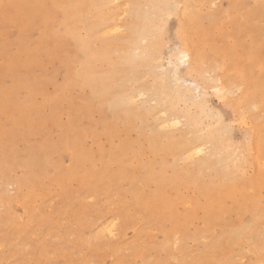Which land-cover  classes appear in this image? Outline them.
Instances as JSON below:
<instances>
[{
    "label": "rangeland",
    "instance_id": "374dc122",
    "mask_svg": "<svg viewBox=\"0 0 264 264\" xmlns=\"http://www.w3.org/2000/svg\"><path fill=\"white\" fill-rule=\"evenodd\" d=\"M94 1L0 0V264H264V0H101L97 11ZM106 13L113 22L99 20ZM180 51L192 53L191 72ZM181 88L191 101L178 100Z\"/></svg>",
    "mask_w": 264,
    "mask_h": 264
},
{
    "label": "bare ground",
    "instance_id": "6f19581e",
    "mask_svg": "<svg viewBox=\"0 0 264 264\" xmlns=\"http://www.w3.org/2000/svg\"><path fill=\"white\" fill-rule=\"evenodd\" d=\"M58 1H59V0H58ZM61 1H62V0H61ZM93 1H94V0H93ZM100 1H101V0H97L96 2L100 3ZM104 1H105V0H102L101 2H103V4H104V3H107V4H108V2H109V4H112V3H110V1H108V2H106L107 0H106L105 2H104ZM111 1H112V0H111ZM117 1H118V0H117ZM117 1H115V2H117ZM148 1H149V0H148ZM148 1H147V2H148ZM205 1H207V0H205ZM54 2H55V1H54ZM96 2H95V1L93 2V6H92L93 8L96 7ZM112 2H114V1H112ZM51 3H52V1H51ZM164 3H165V2H164ZM58 4H59V2H58ZM94 4H95V5H94ZM101 4H102V3H101ZM103 4H102V5H103ZM107 4H104V6H105V7H108V6H106ZM109 4H108V5H109ZM165 4H166V3H165ZM165 4H164V5H165ZM59 5L61 6L62 4L60 3ZM59 5H58L57 7H59ZM72 5H73V4H72ZM72 5H71V6H72ZM87 5H88V4H87ZM102 5H101V6H102ZM164 5H163V6H164ZM63 6H66V5L64 4V5H62L61 7H63ZM97 6H98V4H97ZM104 6H102V7L104 8ZM150 6H151V5H150ZM165 6H166V5H165ZM165 6H164V7H165ZM161 7H162V6H161ZM59 8H60V7H59ZM86 8L89 9L90 6H89V7H86ZM154 8H156V7H154ZM60 9H61V8H60ZM64 9H66V8L64 7ZM94 9H95V8H94ZM94 9H92L91 12H92ZM99 9L102 10V8H98L97 10H99ZM85 10H86V9H85ZM89 10H90V9H89ZM89 10H88V11H89ZM95 10H96V9H95ZM97 10H96V11H97ZM101 10H100V11H101ZM157 10H158V8H157ZM96 11H95V12H96ZM74 12H75V11H74ZM91 12L89 11V13H91ZM162 12H163V10H162ZM69 13H70V11H69ZM76 13H77V12H76ZM80 13H81V12H80ZM80 13H79V14H80ZM84 13H85V12H84ZM84 13H83V14H84ZM100 13H101V12H100ZM102 13H103V12H102ZM109 13H110V12H109ZM160 13H161V12H160ZM164 13H165V12H164ZM182 13H183V12H181V14H180V15L182 16L181 18H183ZM77 14H78V13H77ZM79 14H78V15H79ZM83 14H82V15H83ZM86 14H87V13H86ZM98 14H99V13H98ZM103 14H104V13H103ZM80 15H81V14H80ZM84 15H85V14H84ZM91 15H92V13H91ZM99 15L102 16V14H99ZM105 15H106L107 18H104L105 16L103 15L104 17H102L101 19H99V20H101V22H103L105 19H106V20L110 19L114 14L111 13V17H109V18H108V13H106ZM162 15H163V14H162ZM68 16H69V15H68ZM68 16L66 17V19L68 18ZM70 16H71V15H70ZM72 16H73V14H72ZM72 16H71V18H72ZM88 16H90V15L88 14ZM94 16H95V15H94ZM96 16H97V15H96ZM96 16H95L94 18H96ZM164 16H165V15H164ZM172 16H173V15H172ZM64 17H65V16H64ZM90 17L92 18L93 16H90ZM90 17H89V18H90ZM165 17H167V16H165ZM173 17H174V16H173ZM69 18H70V17H69ZM69 18H68V19H69ZM80 18H81V17H80ZM82 18H83V17H82ZM103 18H104V19H103ZM114 18H115V17H113V19H110V20L113 22ZM76 19H77V18H76ZM167 19H168V18H167ZM183 19H184V18H183ZM47 20H48V19H47ZM74 20H75V19H74ZM85 20H87V19H84L83 22H84ZM97 20H98V19H97ZM102 20H103V21H102ZM106 20H105V21H106ZM110 20H109V21H110ZM75 21H76V23H75L74 21H73V23L77 24V20H75ZM78 21H80V20H78ZM87 21L89 22V19H88ZM87 21H85V22H87ZM62 22H63V21H62ZM80 22H81V21H80ZM85 22H84V23H85ZM98 22H100V21H97V23H98ZM112 22H111V23H112ZM159 22H160V21H159ZM18 23H19V22H18ZM90 23H92V22H89V25H88V26H91ZM97 23H94V24H97ZM106 23H108V22H106ZM75 24H73V25H75ZM80 24H81V23H80ZM100 24H101V23H99V25H100ZM103 24H105V22L102 23L100 26H102ZM62 25H63V24H62ZM85 25H86V24H85ZM107 25H108V24H107ZM109 25H110V24H109ZM109 25H108V26H109ZM114 25L117 26L116 24H114ZM63 26H64V25H63ZM67 26H68V25H67ZM70 26H71V25L68 26V29H69ZM81 26H82V24H81ZM115 26H114V27H115ZM59 27H60V26H59ZM65 27H66V25H65ZM65 27H63V28H65ZM109 27H110V26H109ZM109 27H108V28H109ZM117 27H118V26H117ZM117 27H116L115 29H119V27H118V28H117ZM60 28H61V27H60ZM66 28H67V27H66ZM72 28H73V27H72ZM78 28H79V26H78ZM78 28H77V30H78ZM80 28H81V27H80ZM80 28H79V29H80ZM84 28H85V26H84ZM73 29H74V28H73ZM75 29H76V28H75ZM86 29H87V28H86ZM86 29H84V30H86ZM110 29H111V27H110ZM112 29H113V26H112ZM248 29H249V28H248ZM82 30H83V29H82ZM96 30H97V29H96ZM98 30H99V29H98ZM106 30H107V29H106ZM139 30H140V29H139ZM46 31H47V30H46ZM70 31H71V29H70ZM72 31H73V30H72ZM86 31H87V30H86ZM114 31H115V30H114ZM114 31H113V32H114ZM116 31H117V30H116ZM65 32H66V31H65ZM75 32H76V31H75ZM88 32L93 34V27H90V30L88 29ZM88 32H87V33H88ZM109 32H111V30H109ZM143 32H144V31H143ZM68 33H70V32L68 31ZM101 33H102V32H101ZM103 33H104V31H103ZM111 33H112V32H111ZM115 33H116V32H115ZM141 33H142V32H141ZM145 33H146V32H145ZM34 34H35V33H34ZM36 34H37V33H36ZM61 34H62V33H61ZM75 34H77V33H75ZM75 34H74V36H76ZM92 34H91V35H92ZM137 34H140V32L137 33ZM69 35H70V34H69ZM85 35H86V32H85ZM87 35H88V34H87ZM93 35H94V34H93ZM97 35H98V34H97ZM103 35H104V34H103ZM145 35H146V34H145ZM183 35H184V34H183ZM99 36H100V35H99ZM104 36H105V35H104ZM104 36H102V37H104ZM136 36H137V35H136ZM139 36H140V35H139ZM139 36H137L138 39H140ZM143 36H144V35H143ZM143 36H142V37H143ZM86 37L89 38V36H86ZM91 37H93V36H91ZM140 37H141V36H140ZM142 37H141V38H142ZM70 38H71V37H70ZM76 38H77V37H76ZM93 38H94V37H93ZM147 38H148V37H147ZM151 38H152V37H151ZM71 39L74 40V37L71 38ZM86 39H87V38H86ZM94 39H95V38H94ZM142 39H144V41L146 40L144 37H143ZM82 40H83V39H82ZM87 40L90 41L91 39L89 38V39H87ZM92 40H93V39H92ZM70 41H71V40H70ZM74 41H75V40H74ZM185 42H186V41H185ZM185 42H183V43H185ZM75 43H76V42H75ZM79 44H80V47H82V49L88 47V46H86L87 44L85 45V43H84L83 41H82V42L80 41ZM261 44H262V43H261ZM47 45L49 46V44H47ZM47 45H46V46H47ZM77 45H78V43H77ZM88 45H89V42H88ZM50 46H51V45H50ZM75 46H76V45H75ZM75 46H74V47H75ZM185 46H186V45H185ZM260 46H261V45H260ZM263 46H264V45H263ZM77 47H79V46H77ZM80 47H79V48H80ZM105 47H106V46H105ZM191 47H192V46H189V48H191ZM88 48H89V47H88ZM88 48H87V49H88ZM142 48H143V47H142ZM145 48H146V47H145ZM186 48H187V46H186ZM189 48H188V49H189ZM259 48H260V47H259ZM263 48H264V47H262V49H263ZM42 49H43V48H42ZM55 49H56V48H55ZM82 49H81V50H82ZM103 49H104V48H103ZM139 49H140V48H139ZM150 49H151V48H150ZM260 49H261V48H260ZM260 49H259V50H260ZM84 50H85V49H84ZM173 50H174V48H173ZM189 50H190V49H189ZM53 51H54V50H52V52H53ZM197 51H198V50H197ZM203 51H204V50H203ZM203 51H202V52H203ZM43 52H46V51L43 50ZM48 52H49V51H48ZM87 52H88V51H87ZM204 52H205V51H204ZM88 53H90V52H88ZM91 53H92V52H91ZM50 54H51V53H50ZM142 54H143V53H142ZM144 54H145V53H144ZM190 54L192 55V53H189L188 51H180V52H179V55H180V56H179V57H178V56H175V57H178L176 60L178 61L179 65L186 66V69H187V70H190V71H188V72H191V69H192L193 66H194L193 63H192V61H191L192 64H191L190 61H189V60H191V58H190L191 55H190ZM193 54H194V52H193ZM46 55H47V52H46ZM89 55H91V54H89ZM93 55H95V54L92 53L91 56H93ZM202 55H203V54H202ZM51 56H52V55H50V57H51ZM146 56H147V55H145V57H146ZM148 56H149V55H148ZM204 56H206V54H205ZM204 56H203V58H204ZM220 56H221V55H220ZM87 57H88V56H87ZM89 57H90V56H89ZM96 57H98V56L96 55ZM51 58H53V56H52ZM90 58H91V57H90ZM171 58H174V57H171ZM199 58H200V57H199ZM199 58L197 59L198 61H200ZM201 58H202V56H201ZM30 59H31V58H30ZM53 59H54V58H53ZM88 59H89V58H88ZM133 59H134L133 61L131 60V61H132L131 64H133V63L135 62V58H134V57H133ZM142 59H143V58H142ZM142 59H140V60H142ZM207 59H208V58H207ZM220 59H222V58H220ZM220 59H219V60H220ZM62 60H63V59H62ZM90 60L92 61V59H90ZM94 60H95V58H94ZM157 60H158V59H157ZM157 60H156V62H157ZM159 60H160V59H159ZM174 60H175V58H174ZM176 60H175V61H176ZM194 60H196V56H195V59H194ZM223 60H224V59H223ZM87 61H88V60H87ZM171 61L173 62V60H171ZM175 61H174V62H175ZM204 61L207 63V60H204ZM204 61H202V63H203ZM254 61H255V60H254ZM254 61H253L252 63H254ZM63 62L65 63V61H63ZM138 62H139V60H138ZM144 62H145V61H144ZM153 62H154V61H153ZM174 62H173V63H174ZM217 62H218V61H217ZM222 62H223V61H221L220 64H221ZM256 62H257V61H256ZM262 62H263V61H262ZM92 63H93V62H92ZM127 63H128V62H127ZM140 63H141V62H140ZM142 63H143V62H142ZM151 63H152V62H151ZM151 63H150V64H151ZM154 63H155V62H154ZM176 63H177V62H176ZM202 63H201V65H203ZM206 63H205V64H206ZM252 63H250L249 66L247 65V67H250V65L253 66ZM257 63H258V62H257ZM85 64H86V63H85ZM87 64H88V63H87ZM87 64H86V66H87ZM89 64H91V63H89ZM89 64H88V65H89ZM131 64H130V65H131ZM137 64H138V63L136 62V63H134V65H132V66H137ZM174 64H175V63H174ZM174 64H173L172 67H175V70H176V72H177L179 66H175ZM216 64H217V65H220V64H218V63H216ZM222 64L224 65V62H223ZM222 64H221V66H222ZM254 64H256V63H254ZM139 65H140V64H139ZM201 65H200V67H201ZM7 66H8V65H7ZM126 67H128V65H127ZM213 67H215V66H213ZM218 67H219V66H218ZM225 67H226V66H225ZM228 67H229V66H228ZM247 67H246V70L249 69V68H247ZM183 68H184V67H183ZM204 68H205V67H204ZM215 68H217V67H215ZM223 68H224V67H223ZM194 69H196V68H194ZM224 69L226 70V68H224ZM250 69H251V67H250ZM81 70H82V69H81ZM83 70H84V69H83ZM126 70H128V69H126ZM129 70H130V68H129ZM133 70H134V67H132V69H131L130 72H133ZM197 70H198V69H197ZM204 70H205V69H204ZM204 70H203V71L201 70V71H199V72H201V74H202V72H204ZM256 70H257V69H256ZM84 71H85V70H84ZM90 71H91V70H90ZM195 71H196V70H195ZM226 71H227V70H226ZM251 71H252V69H251ZM79 72H80V70H78V73H79ZM82 72H83V71H82ZM82 72H81V73H82ZM110 72H111V71H110ZM110 72H109V74H110ZM128 72H129V71H128ZM172 72H173V69H172ZM188 72H187V73H188ZM196 72H197V71H196ZM223 72H224V71H223ZM26 73L29 74L28 71H27ZM68 73H70V72H68ZM83 73H84V72H83ZM88 73H89V72H88ZM88 73H87V75H88ZM92 73H93V72H92ZM114 73H115V72H114ZM76 74H77V73H76ZM84 74H85V73H84ZM84 74H81V75L85 77ZM109 74H107V75H109ZM191 74H193V73H191ZM199 74H200V73L197 72V74H195V75H198V76H199ZM201 74H200V75H201ZM263 74H264V73H263ZM26 75H27V74H26ZM78 75H79V74H77V76H78ZM93 75H94V73H93ZM110 75H113V73H111ZM193 75H194V74H193ZM70 76H71V73H70ZM102 76H103V75H102ZM114 76H115V75H114ZM114 76H113V77H114ZM226 76H227V75H225V77H226ZM261 76H262V75H261ZM93 77H94V78H93ZM93 77H92V78L94 79V82H95V76H93ZM105 77H106V76H105ZM109 77H110V76H109ZM111 77H112V76H111ZM111 77H110V78H111ZM113 77L111 78V80H114V79H115V77H114V78H113ZM193 77H194V76H193ZM196 77H197V76H196ZM196 77H194V78H196ZM257 77H258V76H257ZM29 78L31 79V77H29ZM100 78H103V77H100ZM106 78H108V77H106ZM226 78H227V77H226ZM245 78H246V77H245ZM259 78H260L261 80L263 79V78H261V77H258V79H259ZM78 79H80V78H78ZM155 79H156V78H155ZM196 79H197V78H196ZM199 79H201L200 76H199ZM202 79H203V77H202ZM227 79H228V78H227ZM229 79H230V78H229ZM258 79H257V80H258ZM28 80H29V79H28ZM67 80L69 81L70 79H67ZM97 80H98V77H97ZM156 80L158 81V78H157ZM179 80H181V79H179ZM230 80H231V79H230ZM241 80H242V79H241ZM29 81H31V80H29ZM68 81H67V84H66V85H68ZM86 81H87V80H86ZM108 81H109V80H108ZM154 81H155V80H154ZM160 81H161V80H160ZM255 81H256V80H255ZM258 81H259V80H258ZM84 82H85V80H84ZM97 82H98V81H97ZM224 82H225V81H224ZM229 82H230V81H229ZM233 82H234V80H233ZM262 82H264V81H261L259 84H261ZM69 83H70V82H69ZM95 83H96V82H95ZM95 83H94V84H95ZM102 83H105V81L102 82ZM154 83H156V82H154ZM161 83H163V82H161ZM177 83H178V82H177ZM227 83H228V82H227ZM230 83H231V82H230ZM230 83H228V84H230ZM234 83H235V82H234ZM164 84H165V80H164ZM164 84H163V85H164ZM186 84L188 85V83H186ZM192 84H193V86H195V84H194L193 82H192ZM201 84H202V83H201ZM201 84H200V85H201ZM203 84H204V83H203ZM221 84H222V83H221ZM223 84H225V83H223ZM232 84H233V83H232ZM243 84H244V83H243ZM91 85H92V84H90V85L88 84L89 87H90ZM103 85H104V84H103ZM187 85H186V86H187ZM200 85H199V86H200ZM249 85H250V84H249ZM261 85H262V84H261ZM261 85H260V86H261ZM68 86H69V85H68ZM71 86H72V84H71ZM231 86H232V85H231ZM251 86H252V85H251ZM251 86H250V87H251ZM263 86H264V84H263ZM83 87H85V86L83 85ZM97 87H98V86H97ZM102 87H103V86H101V88H102ZM105 87L107 88V84H106ZM188 87H189V86H188ZM234 87H235V86H234ZM69 88H70V87H69ZM95 88H96V87H95ZM106 88H105V91H107ZM165 88H166V87H165ZM217 88H218V87H217ZM221 88L223 89V86H222ZM107 89H108V88H107ZM184 89H185V92H184V91L182 90V88H181V90L183 91V93H180V94H179V97H177L178 100H179V98H180L181 102H182L183 100H184V101H185V100H187V101H191L192 98H191V96H190V94H191V93H190V90H189L188 88H187V89L184 88ZM224 89H225V88H224ZM227 89H231V88L229 87V88H227ZM248 89H249V88H248ZM156 90H157V89H156ZM158 90H160V89L158 88ZM176 90H177V89H176ZM217 90H218V89H217ZM217 90H216V91H217ZM219 90H220V89H219ZM225 90H226V89H225ZM245 90H247V89H245ZM20 91H21V90H20ZM25 91H26V90H25ZM89 91H92V92H93V89L91 90V88H90ZM105 91H104V92H105ZM163 91H164V89H163ZM203 91H204V90H203ZM229 91H230V90H229ZM232 91H233V90H231V92H232ZM235 91H236V90H235ZM157 92H158V91H157ZM176 92H177V91H176ZM180 92H181V91H180ZM194 92H195V91H194ZM217 92H218V91H217ZM223 92L226 93L227 91H223ZM108 93H109V92L104 93V94L107 95ZM166 93H167V92H166ZM170 93H171V91H170ZM220 93H221V91H220ZM225 93H224V94H225ZM229 93H230V92H229ZM232 93H233V92H232ZM95 94H96V93H95ZM102 94H103V93H102ZM164 94H165V93H164ZM195 94H197V93H195ZM218 94H219V93H218ZM226 94H228V93H226ZM230 94H231V93H230ZM91 95H92V94H91ZM105 95H104V96H105ZM108 95H109V94H108ZM191 95H192V94H191ZM99 96L102 97L100 94H99ZM166 96H167V95H166ZM173 96H174V93H173ZM192 96H193V95H192ZM220 96H221V95H220ZM259 96H260V95H259ZM107 97L110 98L111 95H110V96H107ZM128 97H129V96H128ZM171 97H172V93H171ZM193 97H194V96H193ZM199 97H200V96H199ZM204 97H205V96H204ZM224 97H225V95H224ZM257 97H258V95H257ZM260 97H261V96H260ZM164 98H165V97H164ZM174 98H176V96H175ZM205 98H206V97H205ZM205 98H204V99H205ZM102 99L105 101V98H102ZM107 99H108V98H107ZM116 99H117V98H116ZM125 99H126V98H125ZM199 99H200V98H199ZM260 99H261V98H260ZM262 99L264 100V98H262ZM110 100H111V98H110ZM130 100H131V99H130ZM165 100H166V99H165ZM171 100H172V99H171ZM174 100H175V99H174ZM202 100H203V99H202ZM258 100H259V97H258ZM99 101H100V100H99ZM99 101H98V102H99ZM101 101H102V100H101ZM106 101H107V100H106ZM176 101H177V100H176ZM184 101H183V102H184ZM239 101H240V100H239ZM121 102H122V101H121ZM174 102H175V101H174ZM181 102H180V103H181ZM199 102H200V101H199ZM204 102H205V101H204ZM241 102L243 103V102H245V101H241ZM249 102H250V101H249ZM255 102H257V99H256ZM259 102H260V101H259ZM262 102H263V101H262ZM239 103H240V102H239ZM257 103H258V102H257ZM263 103H264V102H263ZM263 103H262V104H263ZM103 104H104V103H103ZM120 104H121V103H120ZM122 104H126V103H124V101H123ZM171 104H172V103H171ZM173 104H174V103H173ZM173 104H172V106H173ZM183 104H184V103H183ZM204 104H206V103H204ZM204 104H203V105H204ZM244 104H245V103H244ZM248 104H249V103H248ZM250 104H251V103H250ZM258 104H259V103H258ZM203 105H202V106H203ZM238 105H240V104H238ZM260 105H261V104H260ZM103 106H104V105H103ZM106 106H107V105H106ZM189 106H192V104L189 105ZM199 106H200V105H199ZM199 106H198V107H199ZM226 106H227V104H226ZM245 106L247 107L248 105L246 104ZM130 107H131V106H130ZM173 107H174V106H173ZM192 107H193V106H192ZM200 107H201V106H200ZM82 108L84 109V107H82ZM82 108H81V109H82ZM119 108H120V107H119ZM119 108H118V109H119ZM184 108H186V107H184ZM201 108H202V107H201ZM203 108H204V107H203ZM205 108H206V107H205ZM207 108H208V106H207ZM261 108H262V106H261ZM263 108H264V107H263ZM81 109H79V110H81ZM85 109H86V107H85ZM85 109H84V110H85ZM118 109H117V110H118ZM171 109H172V108H171ZM173 109H176V108H173ZM186 109H187V108H186ZM189 109H191V108H189ZM198 109H199V108H198ZM84 110H82V111H84ZM191 110H192V109H191ZM207 110H208V109H207ZM188 111H189V110H188ZM193 111H194V108H193ZM193 111H192V112H193ZM204 111H206V110H204ZM210 111H211V110H210ZM217 111H218V110H217ZM121 112H122V111H121ZM121 112H120V113H121ZM231 112H232V111H231ZM109 113H110V112H109ZM111 113H112V112H111ZM115 113H116V112H115ZM115 113H114V114H115ZM129 113H130V112H129ZM188 113H189V112H188ZM208 113H209V112H208ZM124 114L126 115V112H124ZM184 114H186V113L184 112ZM191 114H192V113H191ZM193 114H194V112H193ZM193 114H192V115H193ZM202 114H203V112H202ZM202 114L199 113L198 116H200V115H202ZM218 114H219V113H218ZM104 115H105V114H104ZM120 115H121V114H120ZM130 115H131V114H130ZM130 115H128L129 118L131 117ZM134 115H135V114H134ZM134 115H132V117H134ZM192 115H191V116H192ZM108 116L110 117V115H108ZM112 116H114V115H112ZM115 116L117 117V116H119V115H115ZM191 116H190V117H191ZM193 116H194V115H193ZM193 116H192V117H193ZM198 116H197V117H198ZM205 116H206V115H205ZM217 116H218V115H217ZM88 117H89V116H88ZM88 117H87L86 120H88ZM132 117H131L130 119H132ZM211 117H212V116H211ZM219 117H220V115H219ZM23 118H24V117H23ZM106 118H107V116H106ZM188 118H189V117H188ZM188 118H187V119H188ZM110 119H112V122L115 121V119L113 120V118H110ZM118 119H119V118H117L116 120L118 121ZM121 119H122V118H121ZM121 119H120V120H121ZM166 119H167V118H166ZM166 119H165V120H166ZM191 119H192V118H191ZM196 119H197V118H196ZM196 119H195V120H196ZM198 119H199V118H198ZM105 120H106V119H105ZM120 120H119V121H120ZM122 120H123V119H122ZM171 120H172V119H171ZM174 120H175V119H174ZM211 120H213V119H211ZM107 121H108V120H107ZM107 121H106V122L104 121V122H105V123H104V124H105V125H104L105 127H106V125H107V124H106ZM127 121H128V120H127ZM177 121H178V120H177ZM177 121H176V122H177ZM77 122H78V121H77ZM112 122H111V123H112ZM192 122H193V121H192ZM207 122H208V121H207ZM218 122H219V121H218ZM73 123H74V122H73ZM108 123H109V121H108ZM111 123H109V126H112L113 123H112V124H111ZM114 123H115V122H114ZM169 123H170V121H169ZM173 123H175V121L172 122V126H173ZM177 123H179V121H178ZM193 123H194V122H193ZM200 123H201V122H200ZM209 123H212V122H209ZM68 124H69V123H68ZM163 124H164V123H163ZM166 124H168V123H166ZM166 124H165V125H166ZM175 124H176V123H175ZM175 124H174V125H175ZM191 124H192V123H191ZM194 124H195V123H194ZM35 125H36V124H34V126H35ZM102 125H103V124H102ZM159 125L161 126V124H159ZM165 125H164V128L166 127ZM168 125H171V123L168 124ZM168 125H167V126H168ZM177 125H178V124H177ZM195 125H197V124H195ZM208 125H210V124H208ZM29 126H30V125H29ZM34 126H33V127H34ZM38 126H40V125H38ZM58 126H59V125H58ZM104 126H103V127H104ZM113 126H114V125H113ZM113 126H112L111 128H113ZM115 126H117V124H116ZM172 126H170V127H172ZM175 126H176V125H175ZM205 126H206V125H205ZM42 127H43V126H42ZM197 127H198V126H197ZM203 127H204V125H203ZM214 127H215V126H214ZM34 128H35V127H34ZM38 128H39V127H38ZM115 128H116V127H115ZM162 128H163V126H162ZM166 128H167V127H166ZM212 128H213V127H212ZM28 129L30 130L31 128H28ZM32 129H33V128H32ZM70 129H71V128H70ZM108 129L110 130V127L107 128V129L105 128V130H108ZM193 129H194V127H193ZM198 129H199V128H198ZM203 129H204V128H203ZM29 130H28V131H29ZM37 130H38V129H37ZM109 130H108V131H109ZM113 130H114V129H113ZM116 130H117V129H116ZM116 130H115L114 132H117ZM194 130H196V129H194ZM210 130H211V128H210ZM43 131H44V130H43ZM69 131H70V130H69ZM95 131H96V130H95ZM99 131H101V130H99ZM196 131H197V130H196ZM208 131H209V130H208ZM32 132H33V131H32ZM36 132H38V131H36ZM71 132H72V131H71ZM96 132H97V131H96ZM114 132H113V134H112V132H111V134H112L113 136H114ZM210 132H211V131H210ZM210 132H209V133H210ZM76 133H77V132H76ZM106 133H107V131H106ZM106 133L104 132V134H106ZM209 133H208V134H209ZM218 133H219V132H218ZM30 134H31V133H29L28 135H30ZM83 134H84V132H83ZM108 134H110V132H109ZM108 134H107V135H108ZM197 134H198V133H197ZM205 134H206V133H205ZM213 134H214V133H213ZM213 134H212V135H213ZM221 134H222V133H221ZM72 135H73V134H72ZM72 135H71V137H73ZM203 135H204V134H203ZM212 135H211V138H212ZM20 136H21V134H20ZM25 136H27V135H25ZM30 136H31V135H30ZM108 136H110V135H108ZM151 136H152V135H151ZM153 136H154V135H153ZM155 136L157 137V135H155ZM155 136H154V137H155ZM165 136L167 137L166 134L164 135V137H165ZM171 136H172V135H170V137H171ZM197 136H198V135H197ZM71 137H70V138H71ZM75 137H77V134H76ZM115 137H116V136H114V138H115ZM219 137H220V136H219ZM219 137H218V138H219ZM224 137H225V136H224ZM70 138L68 137V140H69ZM150 138H151V137H150ZM216 138H217V136H216ZM144 139H145V138H144ZM146 139H147V138H146ZM152 139H154V138H152ZM208 139H209V138H208ZM63 140H64V139H63ZM65 140L68 141L67 139H65ZM216 140H217V139H216ZM69 141H70V140H69ZM112 141H113V139H112ZM152 141H153V140H152ZM199 141H200V140H199ZM201 141H202V140H201ZM204 141H205V137H204ZM209 141L211 142V140H209ZM212 141H213V139H212ZM72 142H73V144L75 145L74 140H72ZM72 142H71L70 144H72ZM125 142H126V141H125ZM127 142H128V141H127ZM127 142H126V143H127ZM191 142H192V141H191ZM41 143H42V142H41ZM62 143L64 144V142H62ZM122 143H123V142H122ZM139 143H140V142H139ZM139 143L137 142V144H139ZM148 143H149V141H148ZM148 143H147V146H148ZM188 143H189V142H188ZM188 143H186V145H188ZM199 143H200V142H199ZM201 143H209V142L206 141V142H201ZM212 143H213V142H212ZM226 143H227V142H226ZM226 143H225V144H226ZM245 143H246V142H245ZM68 144H69V143H68ZM73 144H72V145H73ZM168 144H170V143H168ZM236 144H237V143H236ZM246 144H247V143H246ZM39 145H40V144H39ZM65 145H66V144H65ZM78 145H79V144H78ZM125 145H126V144H124V146H125ZM141 145H142V144H141ZM141 145H140V146H141ZM180 145L183 146V143L180 144ZM201 145H202V144H201ZM231 145H232V144H231ZM234 145H235V144H234ZM40 146H42V144H41ZM40 146H39V147H40ZM51 146H52V145H51ZM61 146H62V144H61ZM76 146H77V145H76ZM143 146H144V145H143ZM147 146H146V147H147ZM152 146L154 147V145H152ZM178 146H179V145H178ZM182 146H180L179 148H181ZM202 146H203V145H202ZM211 146H213V144H212ZM216 146H217V145H216ZM222 146H223V145H222ZM236 146H237V145H236ZM62 147L64 148V145H63ZM122 147H123V145H122ZM122 147H121V148H122ZM127 147H128V146H127ZM129 147H130V146H129ZM199 147H200V146H199ZM218 147H219V146H218ZM48 148H49V147H48ZM52 148H53V147H52ZM57 148H59V147H57ZM57 148H55V150H56ZM72 148H74V147H72ZM138 148H140V147H138ZM182 148L185 149V146L182 147ZM203 148H204V147H203ZM215 148H217V147H215ZM221 148H222V147H221ZM221 148H220V149H221ZM238 148H239V147H238ZM241 148L243 149V147H241ZM39 149H41V148H39ZM53 149H54V148H53ZM66 149H67V148H66ZM66 149H65V150H66ZM125 149H126V147H125L123 150H125ZM183 149H180V151H182ZM190 149H191V148H190ZM201 149H202V148H201ZM220 149H219V150H220ZM229 149H231V147H230ZM239 149H240V148H239ZM36 150H38V149H36ZM46 150H47V149H46V147H45V151H46ZM49 150H50V149H49ZM69 150H70V149H69ZM139 150H140V149H139ZM153 150H154V149H152V151H153ZM170 150H171V147H170ZM219 150H218V151H219ZM222 150H223V148H222ZM57 151H59V150H57ZM63 151H64V150H63ZM63 151H60V152H63ZM80 151H82V150L80 149ZM114 151H117V150H114ZM130 151H131V150H130ZM180 151H179V149H178V152H179V153H180ZM192 151H193V153H195L196 155H197L199 152H202V151L204 152V150L202 149V151H201V150L198 148V146H196V148H194ZM192 151L190 150V152H192ZM225 151H227V150H225ZM235 151H236V150H235ZM35 152H36V151H35ZM46 152H47V151H46ZM49 152H50V151H49ZM54 152H55V151H54ZM64 152H66V151H64ZM64 152H63V153H64ZM76 152H77V151H76ZM120 152L122 153L123 151H120ZM178 152H177V153H178ZM190 152H189V153H190ZM44 153H45V152H44ZM44 153L42 152V154H44ZM78 153H79V152H78ZM114 153H115V152H114ZM114 153H113V154H114ZM117 153H119V151H118ZM123 153H127V152H123ZM153 153H154V152H153ZM153 153H152V155L154 156ZM174 153H176V151H174ZM183 153H184V152H183ZM222 153H223V152H222ZM224 153H225V152H224ZM233 153H235V152H233ZM39 154H41V153L39 152ZM66 154H68V152H66ZM69 154H70V153H69ZM79 154L81 155L82 152H80ZM79 154H78L79 158H77V154L75 155V157H76L78 160H79L80 158L82 159V157H85V156H82V157H81ZM86 154H88V153H86ZM157 154H158V153H157ZM181 154H182V153H181ZM34 155H35V154H34ZM47 155H48V154H47ZM49 155H50V157H51V152H50ZM56 155H57V154H55V156H56ZM64 155H65V154H64ZM89 155H90V154H89ZM101 155H102V154H101ZM122 155H123V154H122ZM128 155H129V154H128ZM160 155H161V154H160ZM175 155H176V154H175ZM187 155H188V154H187ZM191 155H192V154H191ZM196 155L193 154V157H194V156L196 157ZM198 155H199V154H198ZM200 155H202V153H200ZM218 155H219V154H218ZM42 156H43V155H42ZM55 156H54V159H57V158H55ZM57 156H60V155H57ZM86 156H87V155H86ZM108 156H110V155H108ZM108 156H107V157H108ZM115 156H116V154H115L114 156H112V158L114 157V158H113L114 160H115L116 158L119 159V157H116V158H115ZM202 156H203V155H202ZM233 156H234V154H233ZM239 156H240V152H239ZM253 156H254V155H253ZM39 157H40V156H39ZM43 157H47V156H43ZM62 157H63V156H62ZM72 157L75 159L74 156H72ZM89 157H90V156H89ZM102 157H103V156H102ZM223 157H224V156H223ZM223 157H220V159L223 158ZM229 157H230V156H229ZM229 157L226 156V158H229ZM28 158H29V157H28ZM33 158H34V156H33ZM230 158H231V157H230ZM236 158H238V157H236ZM236 158H235V159H236ZM239 158H240V157H239ZM17 159H18V157H17ZM47 159H48V158H47ZM49 159H50V158H49ZM49 159H48V160H49ZM52 159H53V158H52ZM59 159H60V158H59ZM87 159H90V158H87ZM91 159H92V158H91ZM107 159H108V158H107ZM120 159H121V158H120ZM235 159H234V160H235ZM252 159H253V158H252ZM30 160H31V159H29V161H30ZM36 160H37V159H36ZM44 160H45V159H44ZM71 160H72V159H71ZM114 160H113V161H114ZM229 160H230V159H229ZM229 160L227 159V162H228ZM240 160H241V158H240ZM240 160H239V161H240ZM242 160H243V158H242ZM253 160H254V159H253ZM255 160H256V159H255ZM255 160H254V161H255ZM1 161H2V159H1ZM17 161H18V160H17ZM17 161H16V162H17ZM22 161H23V160H22ZM27 161H28V160L25 161L26 164H27ZM29 161H28V162H29ZM56 161H58V160H56ZM56 161H55V162H56ZM72 161H73V160H72ZM81 161H82V160H81ZM85 161L87 162L86 159L84 160V162H85ZM105 161H106V159H105ZM202 161L204 162L205 159L202 160ZM218 161H219V160H218ZM218 161H216V162H218ZM220 161H222V160H220ZM237 161H238V160H237ZM237 161H236V162H237ZM19 162H20V160H19ZM35 162H36V161H35ZM35 162H34V164H35ZM51 162H52V161H51ZM58 162H59V161H58ZM58 162H57V163H58ZM70 162H71V161H70ZM78 162H79V161H78ZM84 162H83V163H84ZM86 162H85V163H86ZM118 162H119V161H118ZM208 162H209V161H208ZM224 162H225V161H224ZM224 162H222V163H224ZM241 162H243V161H241ZM245 162H246V161H245ZM0 163L3 164V161L0 162ZM60 163H61V161H60ZM85 163H84V164H85ZM87 163H88V162H87ZM112 163H114V162H112ZM204 163H205V162H204ZM204 163H202V164H204ZM209 163H210V162H209ZM225 163H226V162H225ZM231 163H232V161H231ZM243 163H244V162H243ZM255 163H256V162H255ZM1 164H0V167L2 166ZM44 164H45V163H44ZM48 164H49V163H48ZM78 164H80V163H78ZM78 164H77V165H78ZM88 164L90 165V163H88ZM157 164L159 165L160 163H157ZM202 164H201V165H202ZM238 164H240V162H239ZM238 164L236 163V165H238ZM241 164H242V163H241ZM27 165H28V164H27ZM27 165H26V166H27ZM58 165H60V164H58ZM91 165H93V164H91ZM105 165H106V163H105ZM119 165H120V164H119ZM147 165H149V164H147ZM204 165H205V164H204ZM207 165H208V164H207ZM228 165H229V164H228ZM234 165H235V164H234ZM242 165H243V164H242ZM242 165H241V166H242ZM22 166H23V165H22ZM34 166H35V165H34ZM46 166H47V164H46ZM53 166H55V165H53ZM79 166H80V165H79ZM82 166H83V165H82ZM86 166H87V165H86ZM93 166H94V165H93ZM219 166H220V164H219ZM225 166H226V164H224V167H225ZM2 167H4V166H2ZM6 167H7V166H6ZM24 167H25V166H24ZM28 167L30 168V165H29ZM32 167H33V166H32ZM47 167H49V166H47ZM51 167H52V166H51ZM74 167H75V169H76V166H74ZM74 167H73V168H74ZM83 167H85V166H83ZM149 167H151V166L149 165ZM205 167H206V166H205ZM220 167H221V166H220ZM224 167H223V169H224ZM226 167H227V166H226ZM52 168H53V167H52ZM54 168H55V167H54ZM73 168H72V171H73ZM85 168H87V167H85ZM88 168L90 169V166H88ZM121 168H122V167H121ZM216 168H217V166H216ZM216 168H215V170H216ZM227 168L229 169V167H227ZM236 168H238V166H237ZM239 168H240V167H239ZM0 169H1V168H0ZM2 169H3V168H2ZM2 169H1V170H2ZM4 169H5V168H4ZM66 169H67V168H66ZM69 169L71 170V168H69ZM89 169H88V171H89ZM145 169H146V168H145ZM148 169L151 170V168H148ZM170 169H171V168H170ZM198 169H200V167L197 168V170H198ZM228 169H226V170L228 171ZM46 170H47V169H46ZM48 170H49V169H48ZM57 170H58V169H57ZM59 170H60V169H59ZM62 170H63V169H62ZM77 170H79V168H78ZM81 170H82V169H81ZM84 170H85V169H84ZM91 170H92V169H91ZM186 170H187V169H186ZM4 171H6V169H5ZM49 171H50V170H49ZM51 171H52V170H51ZM64 171H65V170H64ZM64 171H63V174H64ZM74 171H75V170H74ZM74 171H73V172H74ZM82 171H83V170H82ZM93 171H94V170H93ZM143 171H145V170L143 169ZM159 171H160V170H159ZM220 171H221V170H220ZM235 171L238 172V170H236V169H235ZM235 171H234V173H235ZM33 172H34V170H33ZM61 172H62V171H61ZM61 172L58 173V174H61ZM124 172H125V171H124ZM128 172H129V171H128ZM160 172H161V171H160ZM195 172H197V171H195ZM216 172H218V170H216ZM229 172H230V171H229ZM232 172H233V171H232ZM1 173H2L1 175H3L4 172H1ZM49 173H50V172H49ZM84 173H85V172H84ZM84 173H82V174H84ZM86 173H88V172H86ZM166 173H167V172H166ZM182 173H183V172H182ZM227 173H228V172H227ZM234 173H232V174H234ZM31 174H33V173H31ZM50 174H51V173H50ZM58 174H57V175H58ZM63 174H61V175H63ZM67 174H68V173H66V176H67ZM74 174L76 175V173H73L72 176H75ZM79 174H80V173H79ZM79 174L76 175L77 178H79V177H78ZM126 174H127V173H126ZM126 174H125V175H126ZM142 174H143V173H142ZM167 174H168V173H167ZM191 174H192V173H191ZM215 174H216L215 176H217V173H215ZM225 174H226V172H225ZM225 174H224V175H225ZM26 175H29V174L27 173ZM55 175H56V173H55L53 176H55ZM57 175H56V177H57ZM64 175H65V174H64ZM70 175H71V174H70ZM80 175H81V174H80ZM84 175H85V174H84ZM92 175H93V174H92ZM92 175H91V177H92ZM94 175H96V174H94ZM119 175H120V172H119ZM164 175H165V173H164ZM182 175H183V174H182ZM31 176H32V175H31ZM51 176H52V175H51ZM66 176H64V177H66ZM68 176H69V174H68ZM68 176H67V178H69ZM72 176H71V177H72ZM76 176H75V177H76ZM85 176H86V175H85ZM143 176H144V175H143ZM168 176H170V175H168ZM184 176H185V175H183V177H184ZM222 176H223V175H222ZM75 177H74V178H75ZM95 177H96V176H95ZM116 177H117V176H116ZM118 177H121V176H118ZM123 177H124V176H123ZM123 177H122V178H123ZM77 178H76V179H77ZM89 178H90V177H89ZM149 178H150V177H148V178H146V179H149ZM166 178H167V177H166ZM169 178H170V177H169ZM192 178H193V177H192ZM197 178H198V176H197ZM197 178H196V180H195L194 182L197 181ZM221 178H222V177H221ZM232 178H234V177H232ZM1 179H2V178H1ZM71 179H72V178H71ZM82 179H84V178H82ZM109 179H110V178H109ZM109 179H108V180H109ZM154 179H155V178H154ZM198 179H199V178H198ZM216 179L218 180L219 178L217 177ZM235 179H236V178H235ZM24 180H26V182H27V181H30V180H27V177H26V179L24 178ZM80 180H81V178H80ZM112 180H113V179H112ZM120 180H121V178H120ZM156 180H157V179H156ZM189 180H190V178H189ZM226 180H227V178H226L224 181H226ZM229 180H230V179H229ZM33 181H34V180H33ZM83 181H84V180H83ZM149 181H150V180H149ZM152 181H153V180H152ZM173 181H174V180H173ZM203 181H204V180H203ZM219 181H220V180H219ZM219 181H218V182H219ZM234 181L236 182V181H238V180H234ZM250 181H252V179H250ZM155 182H156V181H155ZM179 182H180V181H179ZM197 182H198V181H197ZM18 183H19V182H18ZM151 183H152V182H151ZM28 184H29V183H28ZM28 184H27V185H28ZM148 184H149V183H148ZM216 184H217V181H216ZM216 184H215V185H216ZM219 184H220V183H219ZM222 184H223V183H222ZM226 184H227V183H226ZM232 184L236 185V183H234V182H233ZM240 184H241V183H240ZM250 184H251V182H250ZM153 185H154V184H153ZM163 185H164V184H163ZM223 185H224V187H226V186H225V182H224ZM234 185H232V186H234ZM244 185H245V183H244ZM172 186H173V185H172ZM212 186H214V185H212ZM229 186H231V185H228V187H229ZM236 186H237V185H236ZM239 186H240V185H239ZM239 186H238V187H239ZM241 186H242V185H241ZM247 186H248V185H247ZM256 186H257V185H256ZM177 187H178V186H177ZM177 187L175 186V188H177ZM228 187H227V188H228ZM153 188H154V187H153ZM171 188H173V187H171ZM171 188H170V189H171ZM211 188H212V187H211ZM213 188H215V187H213ZM218 188H219V187H218ZM218 188H217V189H218ZM222 188H223V186H222ZM29 189H30V188H29ZM29 189H28V190H29ZM263 189H264V188H263ZM19 190H20V189H19ZM24 190H25V189H24ZM24 190H23V191H24ZM209 190H210V189H209ZM227 190H228V189H227ZM17 191H18V189H17ZM23 191H22V192H23ZM199 191H201V189H199ZM212 191H214V190H212ZM258 191H259V190H258ZM19 192H20V191H19ZM32 192H33V190H32ZM233 192H234V191H233ZM25 193H26V192H25ZM154 193H155V192L153 191V194H154ZM160 193H161V192H160ZM198 193H199V194H201V193L203 194V192H198ZM198 193H197V194H198ZM210 193H212V192H210ZM210 193H209V194H210ZM214 193H215V192H214ZM227 193H228V192H227ZM26 194H27V193H26ZM175 194H176V193H175ZM199 194H198V195H199ZM207 194H208V193H207ZM230 194H233V193H230ZM242 194H243V193H242ZM21 195H22V194H21ZM157 195H158V194H157ZM192 195H193V194H192ZM176 196H177V195H176ZM176 196H175V197H176ZM181 196H182V195H181ZM201 196H202V195H200L199 197H201ZM231 196H232V195H231ZM24 197H25V196H24ZM28 197H29V196H28ZM165 197H166V195H165ZM165 197H164V198H165ZM232 197H233V196H232ZM25 198H26V197H25ZM154 198H155V197H154ZM154 198H153V200H154ZM180 198H181V197H180ZM254 198H255V197H254ZM161 199H162V198H161ZM165 199L168 200V198H165ZM182 199H183V198H182ZM189 199H191V198H189ZM255 199H256V198H255ZM159 200H160V199H159ZM177 200H178V199H177ZM186 200H187V198H186ZM201 200H202V199H201ZM253 200H254V199H253ZM258 200H259V199H258ZM169 201H170V200H168V201L166 202V203L168 204V205L166 204L167 206H169V203H170ZM193 201H194V200H193ZM196 201H198V200H196ZM217 201H218V200H217ZM219 201H221V200H219ZM233 201H235V198H233ZM233 201H232V199H231V202H233ZM263 201H264V197H263ZM1 202H2V201H1ZM164 202H165V201H164ZM168 202H169V203H168ZM182 202H183V201H182ZM190 202L193 203L192 201H190ZM159 203H160V201H159ZM227 203H228V202H227ZM235 203H236V202H235ZM235 203H233L234 206H235ZM254 203H255V201H254ZM260 203H261V202H260ZM4 204H6V203H4ZM7 204H8V203H7ZM11 204H12V203H11ZM22 204H23V203H22ZM27 204H28V203H27ZM233 204H232V205H233ZM152 205H153V204H152ZM154 205H155V204H154ZM191 205H192V204H191ZM195 205H196V203L194 204V206H195ZM200 205H202V204H200ZM204 205H205V206H204ZM206 205L208 206V204H203L202 206L206 207ZM243 205H244V204H243ZM8 206H9V205H8ZM230 206H231V204L229 203V208H230ZM238 206H239V205H238ZM238 206H237V207H238ZM154 207H155V206H154ZM208 207H209V206H208ZM208 207H207V208H208ZM231 207H232V206H231ZM239 207H242V208H241L242 210L245 208V207L243 208V206H239ZM4 208H5V207H4ZM163 208H166V206L164 205ZM168 208H169V207H168ZM218 208H219V207H218ZM232 208H233V207H232ZM252 208H253V207H252ZM256 208H257V207H256ZM10 209H11V208H10ZM230 209H231V208H230ZM239 209H240V208H239ZM5 210H7V209H5ZM162 210H163V209H162ZM166 210H167V209H166ZM206 210H207V209H206ZM220 210H221V209H219V211H220ZM242 210H239L240 213L242 212ZM247 210H248V207H247ZM170 211H171V210H170ZM209 211H210V210H209V208H208V212H209ZM211 211H212V210H211ZM222 211H223V210H221V212H222ZM226 211H227V210H226ZM226 211H225V212H226ZM250 211H251V210H250ZM8 212H9V211H8ZM10 212H11V211H10ZM13 212H14V211H13ZM162 212H163V211H162ZM162 212H161V213H162ZM167 212H168V210H167ZM201 212H202V211H201ZM225 212H224V213H225ZM229 212H230V211H229ZM243 212H244V211H243ZM163 213H164V212H163ZM163 213H162V214H163ZM181 213H182V212H181ZM214 213H215V212L213 211V214H214ZM245 213H246V210H245ZM9 214H10V213H9ZM17 214H19V213H17ZM169 214H170V212H169ZM169 214H168V215H169ZM231 214H232V212H231ZM233 214H234V213H233ZM238 214H239V213H238ZM241 214H242V213H241ZM7 215H8V214H7ZM13 215H14V214H13ZM165 215H166V214H165ZM168 215H167V217H169ZM178 215H179V214H178ZM178 215H177V217H178V219H179V216H178ZM226 215H227V214H226ZM239 215H240V214H239ZM160 216H161V215H160ZM170 216H172V214H171ZM175 216H176V215H175ZM195 216H199V215H195ZM240 216H241V215H240ZM201 217H202V216H201ZM201 217H199V218H201ZM220 217L223 218L224 216H223V217L220 216ZM225 217H226V216H225ZM164 218H165V217H164ZM164 218H162V219H164ZM203 218H204V217H203ZM203 218H201V220H202ZM227 218H228V217H227ZM8 219H9V218H8ZM11 219L13 220V219H15V218L12 217V218H10V220H11ZM166 219H168V218H166ZM170 219H171V218H170ZM174 219H175V217H174ZM182 219H183V218H182ZM197 219H198V218H197ZM164 220H165V219H164ZM175 220H176V219H175ZM186 220H188V219L186 218ZM224 220H225V218H224ZM226 220H228V219H226ZM226 220H225V221H226ZM13 221H15V220H13ZM177 221H179V220H177ZM181 221H182V220H181ZM183 221H185V218L183 219ZM203 221H204V219H203ZM18 222H19V221H18ZM164 222H165V221H164ZM189 222H190V221H189ZM175 223L177 224V222H175ZM182 223H183V222H182ZM211 223H213V222H211ZM215 223H217V222H215ZM215 223H214V224H215ZM15 224H16V223H15ZM111 224H112V223H111ZM184 224H186V223H184ZM208 224H209V223H208ZM227 224H228V223H227ZM101 225H102V224H101ZM206 225H207V224H206ZM216 225H217V224H216ZM228 225H230V224H228ZM111 226H112V227H111ZM111 226H108V227H111V229H112L114 226H113V225H111ZM176 226H179V225L177 224ZM176 226H175V227H176ZM224 226H226V225H224ZM105 227H106V226H105ZM108 227H106L105 230L108 229ZM175 227H173V230H174ZM210 227H212V226H210ZM230 227H231V226H230ZM233 227H234V226H233ZM233 227H231V228H233ZM111 229H110V230H111ZM180 229H182V227H181ZM112 230H114V229H112ZM112 230L110 231V232H111L110 234H112ZM107 232H108V230H107ZM108 233H109V232H108ZM226 238H227V237H226ZM258 261H259V260H258Z\"/></svg>",
    "mask_w": 264,
    "mask_h": 264
}]
</instances>
